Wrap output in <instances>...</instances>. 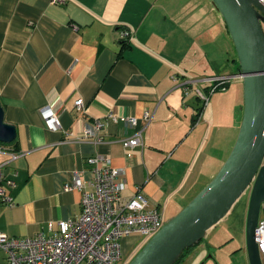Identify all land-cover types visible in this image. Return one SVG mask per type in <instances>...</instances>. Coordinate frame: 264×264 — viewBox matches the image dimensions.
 Masks as SVG:
<instances>
[{
	"label": "crops",
	"instance_id": "obj_1",
	"mask_svg": "<svg viewBox=\"0 0 264 264\" xmlns=\"http://www.w3.org/2000/svg\"><path fill=\"white\" fill-rule=\"evenodd\" d=\"M213 26L230 41L222 63ZM123 28L132 31L130 40L120 39ZM188 40L194 46L188 48ZM235 54L212 0H0V105L16 133L0 145L18 154L0 155L5 178L14 182L3 183L14 204L0 203V232L23 238L58 231L59 221L80 211L81 193L69 185L75 172L91 179L88 159L96 153L123 169L122 196L139 187L164 222L175 216L218 171L236 140L242 108L219 122L213 111L226 110L228 84L209 93L203 80L236 72ZM234 80L242 106V82ZM196 89L207 95L205 103ZM45 106L61 129L44 120ZM109 113L119 120L107 119L101 142L79 139L84 125ZM130 116L134 126L125 121ZM137 132L141 147L125 148L121 140ZM219 223L186 256L188 264H249L245 226L241 243L236 238L230 250L231 233L219 230ZM5 261L0 248V264Z\"/></svg>",
	"mask_w": 264,
	"mask_h": 264
},
{
	"label": "water",
	"instance_id": "obj_2",
	"mask_svg": "<svg viewBox=\"0 0 264 264\" xmlns=\"http://www.w3.org/2000/svg\"><path fill=\"white\" fill-rule=\"evenodd\" d=\"M234 45L243 87L242 118L227 158L209 182L150 237L127 264H174L202 240L250 188L245 221L249 264H262L257 225L264 213V6L259 0H212ZM0 105V142L15 139Z\"/></svg>",
	"mask_w": 264,
	"mask_h": 264
},
{
	"label": "built area",
	"instance_id": "obj_3",
	"mask_svg": "<svg viewBox=\"0 0 264 264\" xmlns=\"http://www.w3.org/2000/svg\"><path fill=\"white\" fill-rule=\"evenodd\" d=\"M54 3H64L65 0H52ZM264 6V0H259ZM119 37L123 41L130 40L132 31L121 29ZM230 75L204 77V82L210 83L209 93L225 89ZM196 94L205 103L207 95L196 89ZM76 109L83 108V101L74 102ZM42 117L54 129H61L58 117L49 106L40 109ZM107 119L118 122V117L109 113L102 120H95L84 125L79 137L101 142V133ZM148 121L150 115L144 114ZM128 125L134 126L136 119L126 117ZM66 133V132H65ZM72 133H66L70 138ZM125 148L141 147V133L121 140ZM7 154L15 158L18 154L0 145V155ZM91 165L92 177L83 181L77 172L69 188L80 191V211L67 220L58 222V231L50 235L37 233L32 237L17 238L0 232V248L6 253L5 264H127L123 258L121 241L124 237L138 235L144 239L152 237L165 223L159 207L149 208L141 189L130 196L124 197L121 191L125 186L121 176L123 169L114 167L110 158L96 153L88 159ZM5 162L0 161V203L8 206L14 204L13 198L6 192L3 183L12 187L14 182L6 179L3 173ZM51 228V224L49 225ZM258 250L264 264V217H260L256 229Z\"/></svg>",
	"mask_w": 264,
	"mask_h": 264
},
{
	"label": "rangeland",
	"instance_id": "obj_4",
	"mask_svg": "<svg viewBox=\"0 0 264 264\" xmlns=\"http://www.w3.org/2000/svg\"><path fill=\"white\" fill-rule=\"evenodd\" d=\"M215 28H217V27H215ZM215 28L213 26V30H215ZM217 32H218V35L216 38V42H217L216 46L219 49V54H218L219 62L222 63L224 61V58H226L225 48H226L229 40L226 39V37L222 34L223 31L220 28H217ZM228 45H230V44H228ZM192 46H194V43L189 42V40H188V48H190ZM222 47L224 49H222ZM188 54H191V53H188ZM236 58H237V56H236ZM224 75H230V74H224ZM219 76H223V75H219ZM227 84H228L227 85L228 91L223 94V96L225 95L227 97L224 101V103H225L224 107H226V110L224 111L223 114L217 109H215L213 111L214 117H217L219 122H221L222 118H224L225 120H227V119L230 120L231 113L233 112L234 115L236 113H240L241 108H242L240 99L236 97V90H235L236 87H238L239 83H237V81L231 79V80H229V82ZM217 94L220 95L219 92ZM237 105L239 106V109H237ZM220 107H222V103L220 104ZM211 166L212 167L209 168L210 171H208V170L203 171V175H202V177H200L202 179L199 181V183H197L196 189L200 188V186L206 182L204 180H207L206 178H208L209 174L216 169V162L211 163ZM249 192H250V188L245 192V194L243 196H241L235 202V204L233 205V207L231 208L229 213L225 216L224 220H222L218 224V227H217L219 230L224 229V230L228 231V233H231L229 235V237L231 236L232 239L230 240L231 243H230V246L228 247V249H230V250H233L232 247L235 248L234 240L236 238L241 237V231H242L243 225L245 226L244 221H246V213H247V207H248L249 196H250ZM244 215H245V219H244ZM263 216H264V213L262 210L260 212V217H263ZM146 241H147V239H144L138 235H130V236H126L122 239L121 244H122V250H123V258L126 259V262H129L133 258V256L141 249V247L143 246V244ZM241 241H242V238H240V240L237 241L236 244L239 245L241 243ZM129 254H130V256H128ZM234 259L237 261L239 259V255L234 257ZM180 263L181 264H188V262L185 261V259ZM201 263H202V261H200L198 264H201Z\"/></svg>",
	"mask_w": 264,
	"mask_h": 264
},
{
	"label": "trees",
	"instance_id": "obj_5",
	"mask_svg": "<svg viewBox=\"0 0 264 264\" xmlns=\"http://www.w3.org/2000/svg\"><path fill=\"white\" fill-rule=\"evenodd\" d=\"M218 90H221V87L218 88ZM264 217V216H263ZM201 241V240H200ZM199 241V242H200ZM199 242L197 244H195L194 246L187 248L184 250V252L179 256V258L175 261L174 264H179L180 262H182L186 256L195 248V246H197L199 244ZM181 264V263H180Z\"/></svg>",
	"mask_w": 264,
	"mask_h": 264
},
{
	"label": "flooded vegetation",
	"instance_id": "obj_6",
	"mask_svg": "<svg viewBox=\"0 0 264 264\" xmlns=\"http://www.w3.org/2000/svg\"><path fill=\"white\" fill-rule=\"evenodd\" d=\"M128 256H130V254H129ZM128 256H127V257H128ZM125 261H126V259H125Z\"/></svg>",
	"mask_w": 264,
	"mask_h": 264
}]
</instances>
